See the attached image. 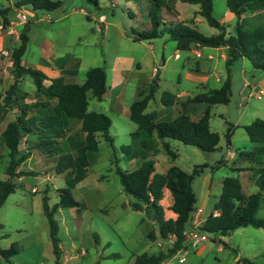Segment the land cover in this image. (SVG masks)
<instances>
[{"label": "rangeland", "instance_id": "1", "mask_svg": "<svg viewBox=\"0 0 264 264\" xmlns=\"http://www.w3.org/2000/svg\"><path fill=\"white\" fill-rule=\"evenodd\" d=\"M19 1L0 0V9L9 10L10 20L9 25L5 26L0 17V116L2 118L8 116L14 119L19 107L29 106L26 121H35L38 119V108L34 107V104L37 100L45 99L36 98L33 78L30 75H23L14 99L9 104L3 101L14 81L12 53L19 46L20 35L24 30H27L29 42L21 59L23 66L42 64L46 59L52 63L57 59L58 65L67 62L65 67L74 69V73L73 71L64 73L65 80L73 83L83 82L87 71L93 67H104L107 73L108 93L102 100H98L89 91V111L101 112L111 118L109 133L114 138L116 155L113 147L99 135L98 159L89 168L86 180L72 189L82 208L59 209L56 212L58 236L62 246L61 264H134L135 257L141 253L151 254L164 246L169 247L170 243H165L160 238L155 242L151 240L149 232L152 229L158 231L157 226L145 212L131 208L130 202L133 197L125 193L116 172L117 165L125 170H134L145 157H149L154 161L156 171L162 173L172 161L171 156L163 149L161 139L155 134L146 135L143 131H139L136 139L133 133L138 131V124L130 119L129 106L143 97H139L143 94L141 89L148 93L153 81L154 68L158 67L159 76L155 79L159 82V89L156 98L149 103L147 112L159 111L157 121L172 118L178 115L181 107L177 103L163 109L160 101L163 92L168 91L178 95L183 91L199 93L208 91L209 88H219L225 79V63L219 56L209 60V48H199L203 58H198L195 50L177 52L174 41H169L168 46L164 48V39L161 37L135 41L132 30H143L150 26L148 0H115L114 2L99 0V4L91 0H53L61 1V5L51 11H35L28 5L18 7ZM184 4L186 5H182L178 13L182 15L183 21L196 25L197 29L207 36L219 33V30L211 27L204 17L196 14L194 9H199V5ZM214 9V16L217 19L223 17L226 32H232L230 24L236 21V17L230 19L225 16L228 10L226 2L214 0ZM129 10L135 12L134 17ZM100 14L107 17L106 23L100 21L103 20ZM23 15H25L24 19ZM246 16L252 21H258L253 13L249 12ZM162 17L169 19L164 13ZM197 18L199 21L196 20ZM163 57L166 59L165 67H163ZM197 63L201 65L202 74L193 72ZM213 72L218 73L222 78L221 82L215 79ZM48 74L49 78L52 77L50 71ZM206 76L210 79L208 83L204 80ZM232 79L231 101L228 104L213 106L212 129L221 135L220 145L216 151L205 153L195 146L175 139H166L177 153L174 163L178 167L192 172L195 165L204 163L209 165L204 173L193 181L197 207L200 208L198 204L204 184L207 185L208 182L206 178L213 179L210 205L204 212V217L218 200L222 192L223 179L227 176H238L239 173L235 163L226 158L227 124L223 119H227L228 123H236L240 116L244 122H251L256 118L264 119V94L260 100L255 98L247 100L248 89L245 85L246 79H250L253 83L264 79V71L254 69L251 63L244 59L233 66ZM202 84L206 87L204 88ZM68 125L67 122L55 123V128L63 131L61 135L54 136L52 132L47 131L39 132V136L30 134L23 137L20 154L28 151L30 154L18 169L32 171L33 174L15 178L17 184L15 192L8 196L0 208V223L3 225L0 229V234L3 235L0 239V248H9L13 242H18L22 247L16 258H12L14 264H55L43 198L48 197L49 206L60 200L59 189L67 185V178L65 173L56 172L57 159L64 153H75L77 144L84 140L80 125L69 128ZM1 134L0 128L1 155L3 153L0 158V179H6L9 156H4L5 145ZM45 139L57 142L43 146L44 150L47 148L53 152L46 153L37 148L40 141ZM232 141L234 146L231 149L234 152L238 148L243 151L251 150L252 144L242 127L236 128ZM127 145L133 147L132 152L135 157L132 159H128L125 151L122 150V147ZM221 157L226 160L222 163L217 162ZM245 161L249 166V161ZM239 171L246 172L247 169L241 168ZM244 178L240 175L242 182ZM258 191V185L245 189L248 194ZM171 202L172 195L166 189L161 203L167 218L174 216L169 210ZM257 216L264 218V199ZM220 239L225 238L217 236L216 239L202 242L198 246L190 245L183 264H237L240 256L254 260L256 264H264V252L263 256L252 258L254 250L259 245H264V229L250 226L237 231L233 238L241 245L237 255L231 249L224 248Z\"/></svg>", "mask_w": 264, "mask_h": 264}, {"label": "trees", "instance_id": "2", "mask_svg": "<svg viewBox=\"0 0 264 264\" xmlns=\"http://www.w3.org/2000/svg\"><path fill=\"white\" fill-rule=\"evenodd\" d=\"M99 4V0H91ZM115 1V0H111ZM197 4L199 10L196 11L206 19L211 27L219 30V33L212 36L204 35L197 29L196 25L186 21H178L175 24H169L163 21L162 12L165 9L175 14L174 2ZM150 7L148 17L150 26L147 29H133V38L135 41L150 40L168 35L169 38L177 43V49L180 51L191 50L195 46L207 47H227L226 71L227 77L221 87L210 89L207 92L199 93L192 98L181 101L182 112L175 118L157 121L159 112L153 110L147 112L149 103L156 98L159 89V82L154 79L150 85V90L145 95L134 101L130 107L129 117L138 124L139 131L146 135L157 134L162 141V147L166 153L173 159L177 153L171 148L167 138L175 139L187 145L199 148L205 153H211L218 149L221 140L220 134L211 129V105L228 104L232 97V70L233 66L240 59H247L252 67L264 71V0H226V6L232 12L236 21L233 31L227 33L226 25L214 16V0H148ZM31 6L36 10L51 11L61 5V1L53 0H20L17 6ZM174 9V11H173ZM8 9H0V17L5 26L10 23ZM253 13L258 21H252L247 18V13ZM134 17L135 12L129 10ZM27 30L20 35V44L12 53L13 57V75L14 81L10 85L3 98L5 104H9L17 93L18 84L23 75H30L35 83V96L44 97L46 101H37L34 105L52 110V118H69L80 123V130L84 133V140L80 141L75 147V153H64L59 156L55 166L57 173H65L67 185L59 189L60 200L53 206H49L48 197L44 196V212L48 219L50 236L52 241L53 253L55 255V264H61L62 249L60 246L59 225L55 214L59 209L82 208V204L77 200L72 192L75 186L86 179L89 174V168L94 165L99 154V135L102 136L114 149L116 147L114 138L109 130L112 125L111 118L101 112L89 111L88 92L102 100L107 93V73L104 67H93L86 73V79L83 83L67 82L64 76L50 78L49 86L44 85L47 75L38 68L23 66L21 59L24 56L29 36ZM24 95V94H23ZM54 101V104H51ZM162 105L168 107L177 103L178 97L172 92L165 91L160 99ZM189 102L205 103L207 108L201 118L198 120L185 111ZM27 108L20 107L21 113L14 121L8 123L1 134L2 142L8 150L9 163L7 165L6 179H0V208L5 203L8 196L15 192L17 184L16 177H22L33 174L32 171L18 170V167L24 162L30 151L20 154L21 143L24 136L37 135L39 132L50 131L54 136L61 135L63 131L55 128V123H48L45 128L34 126V122L26 121ZM28 120V119H27ZM235 126L229 124L225 134L227 146L231 144V136ZM249 139L253 143L261 144L258 152L238 150L239 158L253 161L259 165V174L257 185L259 191L247 194L244 191L243 183L238 176H227L223 180L222 192L215 202L213 211L205 218L199 226V230L210 234L211 239L217 236L229 237L233 232L240 228L255 227L264 229V218L258 217L257 212L264 199V162L261 159V153H264V119L256 118L251 123L243 126ZM139 131L133 135H139ZM56 144L54 140H41L37 146L38 149L48 152L52 150L45 149V145ZM43 147V148H42ZM132 146H123L128 159L135 157L132 152ZM0 149V158H1ZM224 161V160H223ZM220 161L219 163H222ZM209 165L204 163L195 165L192 172H188L177 165L171 166L166 172L158 173L155 169V163L152 159L144 158L141 164L134 170H125L119 165L116 166V172L119 175L120 182L125 193L133 200L130 206L135 211H143L157 226L158 231L152 229L149 237L154 242L160 238L167 241L175 237L169 247L164 246L154 253H141L135 257L134 264H161L165 259L172 256L176 251L182 248H189L186 232L190 230L193 223L194 214L197 211V195L193 189V181L197 176L204 173ZM241 168H238L239 171ZM168 189L172 195V202L169 210L176 214V218H167L162 205L164 192ZM217 212V214H215ZM3 225L0 223V229ZM3 237V235L1 236ZM224 248H229L238 254L236 248L230 246L226 241L220 239ZM22 251L18 242H13L9 248L0 249V256L6 264H14L12 258ZM256 264L249 258L241 257L237 264Z\"/></svg>", "mask_w": 264, "mask_h": 264}, {"label": "crops", "instance_id": "3", "mask_svg": "<svg viewBox=\"0 0 264 264\" xmlns=\"http://www.w3.org/2000/svg\"><path fill=\"white\" fill-rule=\"evenodd\" d=\"M225 2H226V0H224ZM182 5H186V4H184L183 2H181V1H175L174 2V9L176 10V12H175V14L174 13H172V12H168V11H166L165 9L163 10L164 12H162V13H164V15H166V16H169V19H165V18H163V21H165V22H167V23H169V24H175V23H177L178 21V19H180V21H182L183 22V20H182V15H179L178 13L181 11V8H182ZM174 9H173V11H174ZM194 10H196V11H198L199 9H194ZM215 10V9H214ZM225 16H227L228 18H230V19H233V16H235L232 12H230L229 10H226V12H225ZM100 18H102L104 21H105V23H106V21H107V17L104 15V14H100ZM99 18V19H100ZM197 21H199V18H197L196 19ZM100 21H102V20H100ZM220 21L222 22V23H224V19H223V17H221V19H220ZM187 22V21H186ZM189 23V22H188ZM234 24H235V22L234 23H232V24H230L231 25V27H232V30H233V27H234ZM149 28V27H148ZM147 29V28H146ZM159 38V37H158ZM154 39H156V38H154ZM161 39H164L163 41H164V44H163V46H164V48H166L167 46H168V44L170 43L169 41H173V40H171L170 38H169V36L168 35H163V36H161ZM150 40H153V39H150ZM174 45H176V51L178 52V51H180L179 49H177V43L174 41ZM209 48V55H208V59L209 60H214L216 57H220L221 58V60L225 63V69H226V59H227V47H207V46H195V47H193L191 50H188V51H194L195 50V52H196V55H197V53L199 52L200 54H201V56L200 57H198V58H203V53H201V51L199 50V48ZM177 56H179V53H177ZM163 59V61H164V65H163V67H165L166 66V59L163 57L162 58ZM240 61H244V58L243 59H240L239 61H237V62H240ZM47 62H48V64H47ZM67 62H62V65H58V60L57 59H55V62L54 63H52V62H50V60H48V59H46V60H44V62L41 64V63H37V64H34L33 66H31V67H33V68H38V69H40V70H42L46 75H47V78H46V80H45V83H44V85L47 87V86H49V84L51 83V81H50V78H54V77H59V76H64V73H70V72H72L73 71V73H74V69H70V68H68V67H65L67 64H66ZM47 64V65H46ZM66 64V65H65ZM67 68V69H66ZM48 71H50L51 73H52V77H48ZM193 72H195V74H202V70H201V65L199 64V63H197L196 64V66H195V69L193 70ZM66 75V74H65ZM212 75L215 77V79L218 81V82H221L222 81V78L218 75V73H216V72H213L212 73ZM159 76V70H158V73L157 72H155L154 71V73H153V75H152V79L154 80L155 78H157ZM226 77H227V71H226V73H225V79H226ZM253 77H255V75H253ZM64 78H65V76H64ZM225 79H224V81H225ZM207 83L210 81V79H209V77L208 76H206L205 77V79H204ZM85 81V80H84ZM83 81V82H84ZM223 81V82H224ZM48 82V83H47ZM83 82H81V83H83ZM81 83H79V84H81ZM179 83H180V81H179ZM203 85V84H202ZM245 85L247 86V89H248V95H247V97H246V99L247 100H250L251 98H255V99H262L263 98V94H264V79H260V80H258L257 82H255V83H253V81H251L250 79H246V81H245ZM203 87L205 88L206 87V85H203ZM210 89H214V88H209L208 90H210ZM140 91H143V95H145L146 93H145V91L144 90H140ZM205 92H207V91H205ZM107 93H108V90H107ZM106 93V94H107ZM199 93H203V92H199ZM199 93H188L187 91H183L182 93H179L178 95H177V97H178V104L180 105V107H181V104H180V102L181 101H185L186 99H188V98H192L193 96H195V95H197V94H199ZM251 93H253L254 95L252 96V97H250V94ZM175 94V93H174ZM257 94H260L261 95V98H257L256 97V95ZM138 95H139V93H138ZM139 97H140V95H139ZM37 101H46L45 99H43V100H37ZM36 101V102H37ZM54 104V101H51V104ZM177 103H175V104H177ZM174 104V105H175ZM174 105H172V106H174ZM217 105V104H216ZM172 106H168V107H166V106H164L163 105V109H165V108H169V107H172ZM191 106H192V109H191ZM213 106L214 105H211L210 106V109H211V115H212V111L214 110V108H213ZM34 107H37L38 108V119L37 120H35V121H33L34 122V126H36V127H40V128H45V126L48 124V123H51V122H54V123H59L60 122V120L59 119H55V118H52L51 116H52V113H53V111L52 110H48V108H45V107H43V106H41V104H37V105H34ZM130 107V106H129ZM206 108H207V105L205 104V103H195V102H189L187 105H186V108H185V111L187 112V114H189L191 117H192V119H194V120H198L199 118H201V116L203 115V113L205 112V110H206ZM21 111V109H20V107L18 108V111H16V112H18L17 114H16V118H17V116L21 113L20 112ZM159 112V111H158ZM180 112H182V107H181V109H180ZM179 112V113H180ZM178 113V114H179ZM177 116V115H176ZM176 116H174V117H172V118H175ZM15 116H14V119H10V118H8V116H5V117H1L0 116V128H1V132H3L4 131V129L6 128V126L8 125V123L9 122H11V121H14L15 119ZM172 118H166V119H172ZM27 119H29V118H27ZM62 119H64V120H62V123L63 122H67L69 125H68V128L69 127H72V126H75V125H80V123L79 122H77V121H75V120H72V119H69V118H62ZM166 119H164V120H166ZM254 119H252V121H253ZM29 121V123L30 122H32L31 120H28ZM162 121V120H161ZM251 121V122H252ZM211 117H210V126H211V129H212V124H211ZM223 122L225 123V124H227V128H226V131H227V129H228V126H229V124H233L234 126H235V128L233 129V133H232V136H231V144L229 145V146H227V153H226V155H227V160H232L233 161V163H235V168L236 169H238V168H246L247 169V171L246 172H243V171H238L239 173H238V177H240V175H243L245 178H244V182H242L243 183V186H244V191H245V189L246 188H248V187H252L253 185H257V178H258V174H259V168H260V166L259 165H257V164H255L253 161H250V160H248L249 161V163H250V165L248 166L247 165V163H245L246 161H245V159H242V158H239L238 157V155H237V151L238 150H242V149H240V148H238V149H236V152H234L231 148L234 146V144H233V141H232V137L234 136V132H235V130H236V128H238V127H242L243 128V126L244 125H246V124H249V123H251V122H244V121H242V117L240 116L239 118H238V120L236 121V123H228V120L227 119H223ZM55 125V124H54ZM213 130V129H212ZM138 131H139V126H138ZM215 131V130H214ZM137 132V131H136ZM219 133V132H218ZM220 134V133H219ZM156 136H157V134H155ZM155 136V137H156ZM136 137V139L138 138V135L137 136H135ZM220 137H221V135H220ZM234 140V139H233ZM167 141V140H166ZM221 141V140H220ZM249 141H250V139H249ZM168 142V141H167ZM250 143L252 144V146H251V150L250 151H252V150H254L255 152H258V147L259 146H261V144H258V143H253V142H251L250 141ZM219 145H220V143H219ZM3 151L5 152V154H4V156L6 157V156H8V150H7V148L5 147L4 149H3ZM245 151H247L246 149H245ZM2 156H3V153H2ZM261 159L263 160V162H264V153H261ZM148 159H150L149 157H147ZM172 158V157H171ZM27 160V159H26ZM225 161L226 159L225 158H223V157H221L217 162H220V161ZM9 163V158L7 159V164ZM207 164V163H206ZM173 165H175V163H174V159L172 158V161L168 164V166L166 167V169H165V171H163L162 173H164V172H166L171 166H173ZM137 166H139V165H137ZM213 167V166H212ZM235 169V170H236ZM18 170H20V168L18 169ZM250 170V171H249ZM248 173V174H247ZM248 175H250V177H248ZM84 180H86V179H84ZM83 180V181H84ZM208 180V182H207V185H205L204 184V190H203V193H202V196H201V200H200V203L198 204L199 206H201L200 208H202L203 209V212H202V217L205 219L212 211H213V207H214V204L212 205V208H211V210L206 214V216L204 217V212L207 210V207L210 205L209 203H210V198H211V183H212V181H213V179H208V178H206V181ZM224 180V179H223ZM83 181H81V182H83ZM223 187V186H222ZM248 194V193H247ZM251 194V193H250ZM174 216L173 217H170V218H176V214L175 213H172ZM241 229H244V228H240V229H237L235 232H233L229 237H224L225 239V241L230 245V246H232V247H234V248H236L237 249V251H238V253L240 252V247H241V245H240V243L238 242V241H234L233 240V238H234V236H235V234L237 233V231H239V230H241ZM1 236H2V234H0V239H1ZM175 240V237H173V241ZM262 243V242H261ZM61 248H62V246H61ZM1 249V248H0ZM256 250H258V251H256ZM256 250H254V253H253V255H252V258H254V259H256L258 256H261L262 254H263V252H264V245H259V247H257V249ZM17 256V255H16ZM16 256H14L13 257V259H15L16 258ZM263 256V255H262ZM239 258H241V256L239 257ZM239 258H238V260H239ZM237 259V258H236ZM4 262V260L3 259H1V256H0V264H3V262ZM254 261V260H253ZM255 262V261H254ZM256 263V262H255ZM4 264H6L5 262H4ZM176 264H179V263H176ZM181 264H183V263H181ZM240 264H245V263H243V262H241Z\"/></svg>", "mask_w": 264, "mask_h": 264}, {"label": "built area", "instance_id": "4", "mask_svg": "<svg viewBox=\"0 0 264 264\" xmlns=\"http://www.w3.org/2000/svg\"><path fill=\"white\" fill-rule=\"evenodd\" d=\"M25 18V15H23V19ZM104 21V20H102ZM7 54V53H6ZM197 56L200 57L201 54L198 52ZM159 70L158 67L154 68V71L157 72ZM254 94L251 93L250 97H252ZM257 98H261L260 94L256 95ZM202 212L203 209L202 208H198L197 211L194 214V218H193V225L190 228V230H188L186 232V239H187V243L191 246H198L200 243L208 241L211 239L210 234L203 232L201 230H199V226L202 224V222L205 220L202 217ZM215 214H217V212H215ZM163 241V240H162ZM165 242V241H163ZM168 243H173V237H171L168 241ZM159 245H161V242H159ZM188 253V248H182L178 251H176L172 256L168 257L167 259H165L161 264H176V263H184L186 260V255Z\"/></svg>", "mask_w": 264, "mask_h": 264}]
</instances>
